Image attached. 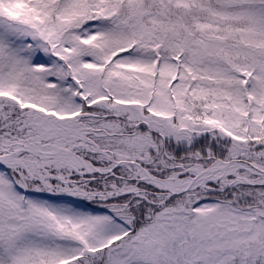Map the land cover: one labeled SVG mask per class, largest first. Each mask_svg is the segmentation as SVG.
<instances>
[{"label":"snow or ice","instance_id":"obj_1","mask_svg":"<svg viewBox=\"0 0 264 264\" xmlns=\"http://www.w3.org/2000/svg\"><path fill=\"white\" fill-rule=\"evenodd\" d=\"M0 264H264V0H0Z\"/></svg>","mask_w":264,"mask_h":264}]
</instances>
